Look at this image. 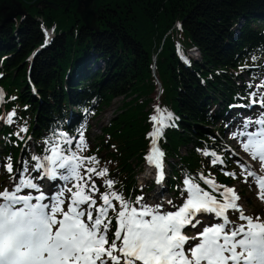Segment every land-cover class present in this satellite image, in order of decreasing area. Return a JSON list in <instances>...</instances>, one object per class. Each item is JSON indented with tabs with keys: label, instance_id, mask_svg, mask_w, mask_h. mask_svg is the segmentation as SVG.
<instances>
[{
	"label": "trees",
	"instance_id": "16d2710c",
	"mask_svg": "<svg viewBox=\"0 0 264 264\" xmlns=\"http://www.w3.org/2000/svg\"><path fill=\"white\" fill-rule=\"evenodd\" d=\"M39 1L22 0L26 15L4 24L5 15L0 13L2 157L14 159L26 135L43 145L36 150L44 156L50 146L46 140L64 143L58 134L73 107L82 113L97 106L98 113L121 98V107L96 137L90 156L104 153L94 167L97 171L107 168L102 180H113L112 191L134 202L140 196L135 170L141 166L151 137L157 79L160 107L173 116L160 141L166 155L174 160L170 192L186 195L185 179L205 189L201 177L208 179L210 170L217 173L212 180L231 183L212 163L214 157L204 153L224 154L218 144L223 127L215 111L245 97L260 78L264 67V0H95L96 30L84 26L76 12L77 0H48L64 3L55 11L37 7ZM5 2L10 4L9 10L16 8ZM38 19L53 29L56 38L33 59L30 77L37 96H32L26 72L31 49L43 44ZM242 19L237 34L233 26ZM192 50L197 51V59L187 56ZM178 52L186 62L178 58ZM90 56L103 61L105 69L91 72L86 65ZM13 112L16 115L9 124L4 118ZM22 127L27 131L20 133ZM103 184L100 191H109ZM109 217L114 213L109 212Z\"/></svg>",
	"mask_w": 264,
	"mask_h": 264
},
{
	"label": "snow or ice",
	"instance_id": "6c2138e0",
	"mask_svg": "<svg viewBox=\"0 0 264 264\" xmlns=\"http://www.w3.org/2000/svg\"><path fill=\"white\" fill-rule=\"evenodd\" d=\"M259 103L264 108V98ZM155 113L150 117L154 124L150 133L153 139L145 160L157 169L156 183L160 185L164 179V153L157 139L164 128L170 126L173 116L159 107ZM15 115L13 112L4 119L11 124ZM250 126L256 130L248 131ZM241 128L236 136L245 138L244 152L257 160L264 170V112L255 120H245ZM26 131V127L19 130L20 133ZM79 140L83 145L82 133ZM45 143L50 145L46 149L50 154L43 157L46 163H40L39 157H32L37 161L36 171L44 170L43 176L38 178L53 182L61 179L72 182V187L48 195L45 187L51 193L52 185L35 183L37 178L28 175L26 161L16 174H13L11 157L0 162L12 181L9 188L0 192V264H264V222L259 217L245 215L238 203L241 197L234 188L220 186L221 192L214 181L201 177L213 192H218L221 198L218 199L185 179L186 201L177 211L161 213L159 206L143 205V195L136 197L134 202L125 200L112 191L115 182L109 179L105 182L109 191L100 194L101 203L98 204L94 197L99 189L91 182V176L102 178L107 175V168L97 171L96 167H88L99 164L96 157L78 156L70 148L63 147L58 139ZM64 144H71V141L65 137ZM204 155L213 156L214 165L219 161L215 153L205 152ZM243 171L246 173L244 182L252 177L257 184V198L264 202V178L247 167ZM224 174L236 178L235 173ZM25 189L39 194L21 195ZM65 191L70 193L66 210ZM229 211L239 213L237 220L246 223L230 220ZM109 212L114 213V217L110 218ZM201 213L214 214L218 222L207 216L196 220ZM113 218L116 227L111 232ZM190 224L192 227L202 225L192 237L183 234V229ZM190 239L197 242L191 244Z\"/></svg>",
	"mask_w": 264,
	"mask_h": 264
},
{
	"label": "rangeland",
	"instance_id": "374dc122",
	"mask_svg": "<svg viewBox=\"0 0 264 264\" xmlns=\"http://www.w3.org/2000/svg\"><path fill=\"white\" fill-rule=\"evenodd\" d=\"M7 1H10V3L17 5V3L20 4V2L22 0H19V1L18 0H7ZM40 1L36 4L37 7H43L41 5L38 6V4L40 3ZM73 1H75V0H70V2H72V3H73ZM2 2H3V0L0 1V13H1V15H4V14H6V13L9 12L8 9L10 8V4L7 3V2H5V3H2ZM44 7H47V6H44ZM58 7L59 6H57V9H58ZM1 9H3L4 11H2ZM243 20L244 19H242V22H243ZM36 21L39 23L40 22V19H39V21L38 20H36ZM236 33L238 34V31ZM47 34H49V38L47 37V39H48L47 40V43L52 42L53 41V38H54L53 37V34H51L50 31H48ZM237 34H235V35H237ZM32 50H34V47L31 49V51ZM191 56H194V58H196V53H194V52L191 53ZM92 61H94V58H92ZM96 62L98 64L97 69H93V70L94 71L95 70L103 71L105 69V66H104L103 61H100L99 60V61H96ZM93 65H96L95 62H94ZM121 105H122L121 98H116V99H114L109 104V106H105L101 110V112H99L98 117L91 123V126H92L91 131L88 133L87 137L84 138V144H83V146L85 147V149L83 150V153L82 154L86 153V151L88 149H90V148L93 147V145L95 143L96 137L100 135V132L103 129V127L108 125L109 121L118 112L119 107H121ZM263 111H264V109L260 110V109H256L255 107H253V110L250 111V112L253 113V115L252 116H249L248 113H245L243 115V118L244 119H247V120L248 119H251L249 117H255L256 115L260 114V112H263ZM222 119H223V121H222V123L220 122V125L222 127H224V129H225V131L227 133L228 139L226 141V146H227L226 147V150L231 155V159H233V160H236L237 159L239 161L241 160L240 162H243V163H245L247 165L255 164L254 161H253V159L250 156L247 157V155H244V151H243V147H242L243 142L240 141V136H236V134H235V132L239 133L240 130L238 128H234L233 130L230 129V128H232V125H231L229 127V131L231 132V134H228L229 131H228L227 128L230 125V122L228 120L229 118L227 116H222ZM234 136H236V138H233ZM75 139H78V141L80 142V140H79L78 137H75L74 140ZM241 140L243 141V139H241ZM29 143L31 144V141ZM181 153L184 154V150H182ZM169 161L170 162H173L174 160L171 159ZM36 163L37 162H33L32 165L27 166L29 168V173H28L29 176H32L33 171L35 170V164ZM254 168L255 167L253 166V169ZM142 169H143V167H142ZM142 169L139 170V171H138V169L135 170L136 171V177L135 178H136V182H137L138 185L145 184L144 180H142V178H145V177L144 176H140V172L142 171ZM80 171H81V175H83L84 174L83 169H81ZM166 171H168V168L167 167H166ZM244 174H246V173H244ZM5 176H6V173H5L4 168L3 167H0V185L3 184V188L1 190H4L5 188H7L8 179L7 178H3ZM91 177L94 178L93 176H91ZM243 178L244 177L242 176V179ZM250 179H252V177H248V182L245 183V185H239L238 186V183H236L234 186H231V187H233L235 189V191L237 192V194L240 193L241 189L243 190V196L239 200V204L241 205L242 209L244 210L245 215H251L253 217H256L257 216L255 214V211L256 210L255 211L254 210L252 211L253 208L249 207V205L247 204V202L254 203L253 204V207L255 209H256V207H262L264 209V206H263L261 200H259L257 198L258 192H257V190L255 189V187L253 185V179H252V183L250 185V183H249ZM163 181H164V179H163ZM9 184H10V182H9ZM150 184H153V183H150ZM165 184H166V182H165ZM162 185H163V183H162ZM154 186L155 185L153 184V189L147 194L146 201H145V204L144 205H147V206H157L158 205L156 203L157 200H158V198H156V199L153 200V197H154V194H155V190H154L155 187ZM68 187L69 188L72 187V182L69 183ZM164 192L166 193V195H168L170 197V199L172 200V204L173 205L181 202V200H178V199H175V198L174 199L171 198V196L166 192V189L165 188H164ZM84 207H87V205H85ZM233 220H235L237 223H243V222L237 221V218H235V217H233ZM260 220L261 221H264V218H262ZM186 230H188V232H186L187 236L188 237H192L194 234H197L200 229L195 228V227H187ZM192 241L193 240H191V239L189 240V242H192Z\"/></svg>",
	"mask_w": 264,
	"mask_h": 264
},
{
	"label": "water",
	"instance_id": "95a60500",
	"mask_svg": "<svg viewBox=\"0 0 264 264\" xmlns=\"http://www.w3.org/2000/svg\"><path fill=\"white\" fill-rule=\"evenodd\" d=\"M94 0H78L77 2V8L76 12L80 15L81 20L84 24V26L88 30H94L95 28V11L91 8ZM44 6H47L50 9L56 10L57 4L53 2H49L47 0H42L38 4ZM16 9L8 12L3 20L4 22L11 21L13 18L17 16H23L25 12L21 9L20 5H16ZM96 30V29H95Z\"/></svg>",
	"mask_w": 264,
	"mask_h": 264
},
{
	"label": "bare ground",
	"instance_id": "6f19581e",
	"mask_svg": "<svg viewBox=\"0 0 264 264\" xmlns=\"http://www.w3.org/2000/svg\"><path fill=\"white\" fill-rule=\"evenodd\" d=\"M238 26H239V23H237V24L234 25V31H235V32H236V30L238 29ZM242 114H243L242 111H239V110H236V109L231 110V111L228 112V117H229V119L232 120V121L234 122V124H233V128L236 127V128H240V129H242V128H241V125H242V123L244 122L243 120H241V115H242ZM256 162H258V161L256 160ZM39 177H40V176H39ZM37 178H38V177H37ZM38 179H39V178H38ZM38 182L41 183V185H44V184H49V183L53 184L55 181H54V182H50V181H45L44 179H39ZM160 188H161V186L158 185L157 188H156V191H155L154 197H153L154 199L157 197ZM38 194H39V193H38ZM38 194H37V195H38ZM198 226H200V225L198 224L197 227H198Z\"/></svg>",
	"mask_w": 264,
	"mask_h": 264
},
{
	"label": "flooded vegetation",
	"instance_id": "af4514ba",
	"mask_svg": "<svg viewBox=\"0 0 264 264\" xmlns=\"http://www.w3.org/2000/svg\"><path fill=\"white\" fill-rule=\"evenodd\" d=\"M62 4H64V3H59V5L58 6H62ZM3 7V6H2ZM2 11H4L3 9H1Z\"/></svg>",
	"mask_w": 264,
	"mask_h": 264
}]
</instances>
